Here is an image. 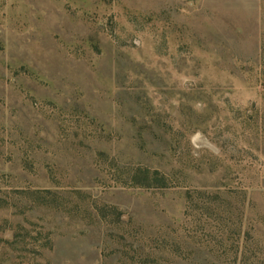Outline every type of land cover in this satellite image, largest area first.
<instances>
[{
    "label": "rangeland",
    "instance_id": "374dc122",
    "mask_svg": "<svg viewBox=\"0 0 264 264\" xmlns=\"http://www.w3.org/2000/svg\"><path fill=\"white\" fill-rule=\"evenodd\" d=\"M0 264H264V0H0Z\"/></svg>",
    "mask_w": 264,
    "mask_h": 264
}]
</instances>
